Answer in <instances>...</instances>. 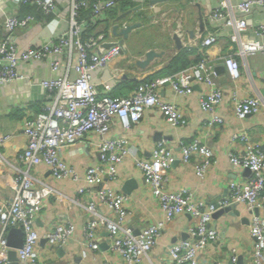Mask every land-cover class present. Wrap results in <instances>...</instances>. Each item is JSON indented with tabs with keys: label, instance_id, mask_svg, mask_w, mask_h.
<instances>
[{
	"label": "built area",
	"instance_id": "1",
	"mask_svg": "<svg viewBox=\"0 0 264 264\" xmlns=\"http://www.w3.org/2000/svg\"><path fill=\"white\" fill-rule=\"evenodd\" d=\"M13 1L18 6L36 4L44 15L52 14L58 18H64L60 11L62 7L68 13V26L44 43L29 42L26 47L20 48L14 37L15 31L27 27L36 17L32 13L20 16L17 12L11 14L1 9L7 34L0 37V85L17 81L29 85L36 83L46 92L48 103H44L36 112L27 114L24 120L26 147L14 161L5 160L14 175L12 198L7 205L0 207V264H10L8 254L12 246L7 233L13 226H19L24 235L22 245L15 248L20 260L27 264L43 262L38 248L42 235L36 228V221L54 188L34 175L33 171L38 166H44L54 178L85 182L78 192L90 201L86 202L80 197L72 198V201L89 213V219L84 224L83 243L93 252L101 253L100 235L106 231L108 246L120 255L122 264H142L167 221L189 214L193 218L188 227L189 237L168 246L169 264H201L198 251L218 237L217 230L211 225L214 213L233 204H243L252 212L250 233L254 239L253 264H264V216L260 214V209L264 208V148L252 139L247 130L232 135L233 142L243 143L244 153L230 152V159L233 165L246 168L250 173L246 178L231 179L228 184L230 194L217 202L198 196L189 187H169L171 169L178 160L192 164L199 178H204L215 159L213 147L197 138H181L179 146L182 154L179 157L165 139H160L155 142L151 157L144 159L139 156V146L135 140L126 133L150 108L160 109L175 128L186 124L185 108L163 99L161 89L170 86L176 94L186 96L194 91L193 81L203 86L198 98L200 108L211 114L203 126L222 124L224 117L217 114V110L224 98L225 88L208 56L204 55L195 63L170 74L143 77L127 95L101 92L94 82L95 73L107 69L112 60L129 51L127 39L115 37L113 23L110 21L107 26L105 22L110 10L116 9L121 0ZM132 2L136 3L135 6L142 4V7L123 19L120 28L139 21L134 17L135 12L154 6L148 0ZM255 8L264 10V0H220L215 8L203 15L205 21L215 23L217 27H205L204 31H200L199 21L193 38L187 30L188 40L195 39L190 46L202 49L215 44L223 29L232 30L230 38L237 47L221 55L231 83H236L241 77V61L237 55L246 59L249 54L264 53V22L251 24L247 19ZM82 9H90V14L81 17ZM155 17L151 15L150 22H154ZM142 23L143 26L145 23ZM178 23L180 31V18ZM90 28L94 29L84 38V32ZM109 41L116 43L106 48L104 44ZM184 45H187L186 41ZM145 52L142 51L144 55L138 57L144 58ZM33 61L48 62L50 74L33 79L30 73L20 70L21 64ZM232 112L240 118L264 113V98L249 95L236 99ZM115 120L121 122L123 132H115ZM92 133L100 137L94 142L97 160L80 175L74 165L63 158L62 149L77 141L87 142ZM9 138V134L0 133V145ZM128 157L141 170L145 185L152 190L164 213V220L146 223L139 232L127 224L128 216L133 213L128 205V195L111 184L118 180V165ZM193 159L195 162L191 163ZM74 231L75 225L66 221L46 228L43 238L52 247H62ZM83 254H86L85 249ZM102 257V264H110L103 253ZM235 257L232 258L234 262Z\"/></svg>",
	"mask_w": 264,
	"mask_h": 264
},
{
	"label": "crops",
	"instance_id": "2",
	"mask_svg": "<svg viewBox=\"0 0 264 264\" xmlns=\"http://www.w3.org/2000/svg\"><path fill=\"white\" fill-rule=\"evenodd\" d=\"M126 1L121 0L120 5L116 8L115 18L135 6L134 2ZM219 1L157 0V3H153L152 9L157 4L166 3L171 4V8L175 10H180L181 7L185 8L189 11L186 24L187 30L190 31L197 29L200 12L204 15L208 10L215 8ZM1 9H5L11 14L17 12L20 16L26 13L21 10V4L18 6L13 0H0V37L7 34ZM149 9L145 8L143 11ZM60 11L64 18L53 16L50 20L42 17L37 11L34 21L27 27H21L15 31L14 37L18 46L24 48L29 42L44 43L64 31L68 26V13L62 7H60ZM137 13L139 11L134 13V17ZM192 13H195L194 18H192ZM115 18L111 19L110 17L111 24ZM247 19L251 24L264 22V10L255 8L247 15ZM205 27L207 29L217 27V25L205 21ZM231 31L230 28L220 31L218 41L207 49L190 46L195 39H187V48H192L188 56L191 61L190 64L206 55L211 60L210 63L216 72L219 69V80L225 88L224 98L217 110V114L224 117L222 124H215L213 127L203 126V122L211 114L200 108L198 98L203 91V86L193 81L194 91L186 96L176 94L170 86L161 89L163 99L181 104L185 108L187 112L186 124L175 128L165 119L160 109L150 108L145 111L140 121L126 131L139 146V156L144 159L151 157L152 148L155 142L160 139H165L179 157L182 154L179 146L181 138L187 140L197 138L202 143H207L213 147L215 159L204 178H199L192 164H185L178 160L171 169V180L169 181L171 189L189 187L198 196H203L213 202H217L220 198L230 194L228 184L231 179L246 178L250 173L246 168L233 165L230 159V152L244 153L243 143L240 141L233 142L232 135L238 131L247 130L252 139L264 148V113L258 112L240 118L232 112L236 99L249 95H260L264 98V53L249 54L246 59L237 55L241 61V77L236 83H231L226 76L223 58L221 57V55H226L237 47L230 38ZM172 32L179 34L178 30ZM126 41L129 45V51H125L123 56L112 60L107 69L95 73L94 82L97 83L99 91L110 92L115 95H127L133 91L143 77L153 78L181 70H169L164 66L165 64L162 65L164 59L171 56L169 63L178 54L180 50L177 47V51H166L162 57L154 59L150 66L140 68L136 65V61L138 56L144 55L142 51L148 48L142 49L136 54H130L131 43L129 38ZM74 60L76 61V54ZM20 70L27 74L30 73L33 79L50 74L46 61L21 64ZM126 75L127 77H124ZM223 78L225 82L222 80ZM44 103H48L46 92L36 83L29 85L17 81L12 84L0 85V133L10 135V138L0 145V207L7 205L13 195L14 173L5 160L14 161L23 152L27 143V137L24 133L25 117L27 114L39 110ZM114 125L115 132H123L119 120H115ZM99 138L97 133H92L87 142L77 141L62 149L63 158L71 162L80 175L84 174L88 165L97 160L94 142L98 141ZM194 162L195 159L191 163ZM33 172L37 178L54 188L36 221V228L42 235L38 244L39 252L43 258L42 264H69L71 262L102 264V253L110 264H122L120 255L108 246L106 231L100 235L102 240L101 253L93 252L86 248L83 243L84 224L89 219V213L78 203L72 201V198L80 197L81 200L90 201L87 196L78 192L79 187L85 182L83 180L75 181L71 178H54L44 166L36 167ZM111 184L128 195V205L133 213L128 216L127 224L135 232H139L146 223L164 220V213L152 190L145 185L141 170L135 166L131 158H126L118 165V180L111 182ZM260 214L264 216V208L260 209ZM251 216L252 212L243 204H233L230 210L213 216L211 225L217 230L218 237L216 241L210 242L205 249L198 251L201 264H240L239 257L242 259L241 264H253L254 239L250 233ZM66 221H71L75 225L72 237L62 247H52L43 238L46 228ZM192 222L193 218L189 214H182L167 221L156 244L149 256L144 258L142 264H169L168 246L177 240L188 238V227ZM22 232L19 226L11 227L7 233L8 240H10V236L14 240H19L21 235L24 236ZM11 246L12 249L9 250V253L16 248ZM83 249L86 250V254H83ZM233 257H235V262L232 261ZM10 264L27 263L20 260L17 254L14 259L10 260Z\"/></svg>",
	"mask_w": 264,
	"mask_h": 264
},
{
	"label": "rangeland",
	"instance_id": "3",
	"mask_svg": "<svg viewBox=\"0 0 264 264\" xmlns=\"http://www.w3.org/2000/svg\"><path fill=\"white\" fill-rule=\"evenodd\" d=\"M171 4H157L153 9L139 11L135 17L138 20L143 21L145 24L136 30L133 34L130 35L129 40L131 43L130 54H136L142 49L145 48H155L157 50H165V51H177L174 40L172 38V31L179 29V18L182 21V27H180L179 35L182 39V42L186 41L189 38L187 35V24L185 20L187 19V15H189V11L185 10V8L181 7L180 10H175L171 8ZM152 14L156 16L154 18V22H150L151 18L147 16ZM193 15V16H192ZM192 18H194L195 13H192ZM172 28L173 30L171 31ZM183 47H187L184 45ZM180 50V49H179ZM179 52V51H178ZM172 57L166 58L162 61V65L168 64V61Z\"/></svg>",
	"mask_w": 264,
	"mask_h": 264
},
{
	"label": "water",
	"instance_id": "4",
	"mask_svg": "<svg viewBox=\"0 0 264 264\" xmlns=\"http://www.w3.org/2000/svg\"><path fill=\"white\" fill-rule=\"evenodd\" d=\"M149 2L151 4H153V3H157V0H150ZM141 7H142V4H138V5L134 6L133 8L128 9L125 12L119 14L113 20V22H112L113 23L112 32H113L115 37H121V39H125L126 40V39H128L130 37L131 32L135 31L137 28H140L142 26L143 23H142L141 20H139V21H135V22H132V23L128 24L126 27H121L120 28V22L123 19H125L126 17H128L130 13L140 9ZM147 17L151 18V15H149ZM199 21H200V26H199L200 27V31H204V29H205V20H204L203 14L201 12H200V15H199ZM189 34H190V37L193 38L195 36V31L194 30H190ZM172 38L174 40V43H175L176 47L178 49H181L183 47V42H182V39L179 36V34L177 32H172ZM115 43H116L115 41H109V42H106L104 45H105L106 48H109L112 45H114ZM165 53H166L165 50H157L155 48H149L148 50H146L144 58H138V60L136 61V65L138 67H140V68H146V67L150 66L151 62L154 59L162 57ZM217 71L219 72V69H217ZM124 77H127V75L124 76ZM222 80L225 82L224 78ZM231 206H233V205H230V206H227L225 208L217 210L214 213L213 216H216V215L222 213L223 211L230 210ZM22 234H23V232H22ZM23 238H24V236L21 235L19 240H14L13 237L10 236L9 243H10V245H13L14 247H20L22 245ZM16 256H17V252L15 250L14 251L12 250L9 253L10 260L14 259ZM239 262L241 264V262H242L241 257H239Z\"/></svg>",
	"mask_w": 264,
	"mask_h": 264
},
{
	"label": "trees",
	"instance_id": "5",
	"mask_svg": "<svg viewBox=\"0 0 264 264\" xmlns=\"http://www.w3.org/2000/svg\"><path fill=\"white\" fill-rule=\"evenodd\" d=\"M127 1H132V0H127ZM126 1V2H127ZM134 4H136L134 2ZM91 9V8H90ZM90 9H82L81 12H80V16L81 17H84V16H87L88 14H90ZM21 10H23V12L25 11L26 13L25 14H28V13H32L35 15V13L38 11V13L42 16V17H45L47 20H50L53 18L54 15L50 14V15H44L40 8L36 5V4H33V3H24V4H21ZM116 10L117 9H111L110 12L108 13L106 19H105V22H106V25L108 26L109 23H110V17L111 19L112 18H115L116 16ZM112 13V15L110 16V14ZM94 28H90L88 29L87 31L84 32L83 34V37H87L88 34L90 32H92ZM192 51V48H187V47H183L180 49V51L178 52V54L165 66L167 69L169 70H179V69H182V68H185L187 67L189 64H190V60L188 58L189 54L191 53ZM152 78V77H150Z\"/></svg>",
	"mask_w": 264,
	"mask_h": 264
}]
</instances>
